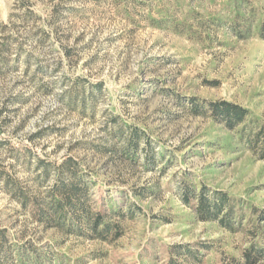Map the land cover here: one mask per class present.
Wrapping results in <instances>:
<instances>
[{
    "label": "rangeland",
    "instance_id": "obj_1",
    "mask_svg": "<svg viewBox=\"0 0 264 264\" xmlns=\"http://www.w3.org/2000/svg\"><path fill=\"white\" fill-rule=\"evenodd\" d=\"M263 246L264 0H0V264Z\"/></svg>",
    "mask_w": 264,
    "mask_h": 264
},
{
    "label": "trees",
    "instance_id": "obj_2",
    "mask_svg": "<svg viewBox=\"0 0 264 264\" xmlns=\"http://www.w3.org/2000/svg\"><path fill=\"white\" fill-rule=\"evenodd\" d=\"M211 109L213 110V114L216 118L223 119L227 126L230 128L233 127L234 125L242 122L246 115H247V109L243 108L242 106L235 104L230 101H220V102H214L211 104ZM135 143V142H133ZM65 187L69 188H75L76 183L75 181H72L69 184L64 185ZM222 197V202H224L225 199ZM59 206H63L62 203L59 204ZM220 206V205H219ZM84 210L87 209V207L83 206ZM220 207H217V210H215L216 214L218 213ZM201 210L204 214L205 217H209L208 215L211 214L212 210L207 204L205 199H202L201 202ZM100 220L95 221L94 223V228L96 229L100 225ZM106 229H109V225L106 227ZM255 255L252 253H247V259L249 262H254L257 260V258L262 257L264 258V246L262 248H255Z\"/></svg>",
    "mask_w": 264,
    "mask_h": 264
}]
</instances>
